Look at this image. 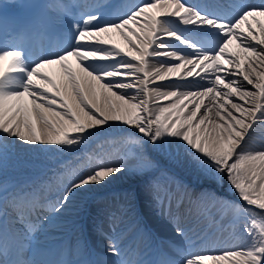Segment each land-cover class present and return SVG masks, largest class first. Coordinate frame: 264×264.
Returning <instances> with one entry per match:
<instances>
[{
    "label": "snow or ice",
    "instance_id": "6c2138e0",
    "mask_svg": "<svg viewBox=\"0 0 264 264\" xmlns=\"http://www.w3.org/2000/svg\"><path fill=\"white\" fill-rule=\"evenodd\" d=\"M12 7L21 14L35 11L19 28L18 14L0 12V173L7 171L19 145L70 153L86 147L104 126L111 127L110 122H121L134 131L122 139L127 147L118 158L103 150L86 153L75 168L54 172L51 182L68 177L54 202L42 195L44 183L14 187L0 183V264H264V212L257 214L243 205H228L245 218L243 244L194 251L189 238L187 247L173 246L176 258L165 259L133 257L119 236L108 238L109 256L103 261L91 260L79 250L73 256L67 246L57 249L48 243L45 221L51 224L55 217L39 215L41 210L52 214L67 210L79 190L111 182L117 174L150 172L156 164L143 146L151 143L160 149L173 141L178 149L176 164L190 160L204 175L226 180L244 204L264 210V143H250L254 125H264V71H258L254 63L258 59L264 64V24L259 33L251 24L247 34L241 27L250 17L264 16V3L222 7L189 4L188 0H142L111 18L99 10L100 5L65 4L63 0L21 2ZM74 8L86 10L77 19ZM49 13L69 18L66 46L62 43L32 59L25 45L46 34L43 17ZM130 25L139 28L131 30ZM111 33H119L131 47L125 50L112 44L105 38ZM233 38L241 51L230 54ZM222 57L231 68L224 66ZM69 58H75L76 68L68 63ZM54 64L63 70L60 83L41 71ZM181 69L185 71L179 81L156 83ZM186 77L198 78L196 90ZM153 100L171 102L150 107ZM181 151L185 161L180 159ZM129 159L135 164L130 165ZM150 189L161 208L165 200L171 206V194H162L155 184ZM182 200L177 198V210ZM203 200L204 194L189 199L187 214L194 217L195 225L186 230L177 224L178 236H187L202 223L210 226V211L202 206ZM141 234L148 239L146 231Z\"/></svg>",
    "mask_w": 264,
    "mask_h": 264
},
{
    "label": "bare ground",
    "instance_id": "6f19581e",
    "mask_svg": "<svg viewBox=\"0 0 264 264\" xmlns=\"http://www.w3.org/2000/svg\"><path fill=\"white\" fill-rule=\"evenodd\" d=\"M189 4H203L202 1H197V0H188ZM259 5V4H258ZM126 9V6L121 4L120 6H118L114 12L117 13L122 12ZM175 19V18H174ZM264 24V21L258 23V27L255 29L254 27L252 28L255 33H259L261 30V25ZM180 28H190L191 26H183V25H179ZM139 25H130L129 29L131 30H135L138 29ZM243 32L245 34H247L248 32V28H246L245 30H243ZM189 35H195V33H188ZM129 35L131 36V38L136 41L137 43H139L137 38H134V36H132V32L129 31ZM106 39H110L111 43H116L117 46L121 49H125L128 50L131 46L129 44L123 46L122 42L123 40H125L119 33H111L110 36H106ZM170 40L172 41V43H178L174 40L173 37H169ZM228 52L234 53L233 47L231 45L228 46ZM40 56V54L36 53L34 54L33 59H36ZM119 58V57H118ZM221 62L224 64L225 67H232L231 65H229L228 62H223V57L221 58ZM68 63L73 67L76 68L77 67V63L75 58H69ZM254 63L257 66V70L258 71H264V64H261V62L258 59H254ZM42 72L46 73L49 77H51L53 80H57V82L61 80L62 78V68L60 67V65L58 64H54V65H48L45 68H43L41 70ZM185 70L181 69L180 72L178 74H173L170 75L168 77L167 80L165 81H157L156 83H160V84H166L169 83L171 81H179V77L181 75H183V72ZM197 71H199V69H197ZM187 78V77H186ZM194 83V86L196 87V80H198V78H196V80H194L193 77H189ZM181 83H184V81H180ZM249 90H253L251 86H248ZM162 91H170V88H163ZM162 101V100H161ZM239 102V101H236ZM205 103H207V99H205ZM156 101L153 100L152 103L150 104V107H155L156 105ZM162 106H166L169 103H159ZM201 111H203V109H201ZM257 115H259V113H257ZM111 123V127L109 126H104L103 130H105V128H110L112 132H114L113 135L111 136H106L103 137L101 141H106L107 139L111 140L114 139L116 140L119 135H120V131L123 130V132L125 133V129H123V127H125V125H123L121 122H110ZM255 131L252 134V140L250 141L251 144L253 145H260L262 143H264V125H254ZM102 130V131H103ZM101 132V131H100ZM99 132V133H100ZM98 133V134H99ZM124 133L122 135H124ZM126 133H130V132H126ZM129 135V134H127ZM100 135H95L93 137H99ZM102 143V142H101ZM100 143V144H101ZM98 144V145H100ZM149 145V147L154 150L159 151V153L161 154V159L162 160H167L166 158H169L172 162L175 163V153L178 151L177 149V143L175 141H173L171 144H165V146L163 148L160 149H156L152 146L151 143H147ZM125 145H123L121 143V141L118 140V144L115 146H113L111 148V150L107 153L110 154L112 156L113 159L118 158V155L120 153H123L126 150ZM145 148V147H144ZM104 148L100 149L99 151L103 150ZM17 153H20L19 156L25 157L24 161L25 163H29L32 162L33 160H37V159H42L44 156V159H47V155L48 151L47 150H37L36 148L32 147V146H27V145H19L17 148ZM98 151V152H99ZM36 155L34 159L32 158H26V157H30L31 155ZM158 154V155H160ZM147 155V154H146ZM32 159V161H31ZM155 161L156 167L153 168L150 172L144 173V174H138L136 172H125L122 174H117L115 176V178L111 179V182H106L104 184H98V185H91V186H87L85 189L79 190L77 192V194L72 198V203L67 207V210H62L61 213L59 214H52L55 218L54 220H58V223L52 225L53 228L52 231H57V232H62L63 230H69L72 228V222L73 219L77 218V216H81V213L83 211V209L86 206H91L93 205L92 203L94 202V200L96 198H98L99 196H101L105 190H108L110 188L113 189H123L127 192V200L124 203H116L115 206L113 208L116 207H121V210L119 211V214L116 213L115 215V219L118 220V218H127L130 217L132 219H134L136 217V219H138V230L135 232V239L134 242L137 240L140 241H144V237L141 233V231L139 230H143L146 231L148 234V239H147V243H149L148 247L150 249V251L145 254L143 253L142 255L146 258V259H153V253L158 251V248L160 247V245H162V242L160 240V238L155 235L154 233H149V231L146 228V224L147 222L151 221L153 222V227L155 229V232H160L161 234H168L170 232H172V226L170 224H167L166 222H156L154 223V216L155 214H153L150 209L152 208V201L154 200H147V199H143L142 202L140 201V203L138 204L136 201V198L133 196V191L141 184V182L143 181L144 178H146L148 175L154 173L158 168L159 165L157 163V158H152ZM180 159L181 161H185L186 157L183 153V151L180 152ZM130 161V165H134L135 164V160L134 159H129ZM166 162V161H165ZM186 172L185 174L187 175L188 173H191L192 176H187L186 179L182 180V186L181 188L183 189L184 187L186 188V191L189 194H193V193H198L195 197H200L201 194H204V200L203 202L208 204L207 206H209V210L214 212V215L216 217H218V221L219 223L223 226L225 224H227V230H226V235L221 234L218 231H212V230H205L206 225L205 224H201V225H196L198 226L197 231H200V235L202 237H204V240L199 244H197V246H193V250L194 251H204L206 249H223V248H231L235 245H239V244H243L246 239V233H244V223H245V218L242 216H238L235 209L232 207H228L226 210H223L219 207L220 202L224 201V199L227 197L225 194L221 195H216L214 192H212L213 189H217V190H222V188H224L225 186L223 184H226V188L231 192V189L229 188V185L227 183L226 180H220V179H213L211 177H208L206 175H204L198 168L197 166L191 162L190 160H188L187 163H181L179 164ZM161 168V167H160ZM179 171L180 169L177 168ZM214 180L212 182V185L210 186H206L205 182L206 181H211ZM205 181L202 185V188H196L195 183H200ZM198 191V192H196ZM215 197L216 200L214 201L212 198ZM229 204H237L240 205L239 203V198L238 197H231V199L228 200ZM228 204V205H229ZM132 210H135V212H132ZM142 214H140V212ZM163 213H166L167 216L172 217L173 219H175V221L179 220L180 218L186 217L189 218V220L191 221L192 224L195 225V219L193 216H190L187 214V211L184 210V208L179 207V210H177V204H173L171 206H168V202L163 203V208H161ZM109 212V211H108ZM108 212H104V207L101 208L98 212V215H101L103 217H106V214ZM132 212V213H131ZM169 213H171V215H169ZM93 217V216H91ZM127 222V221H126ZM107 232L105 233L106 235H102L99 238V242L96 244L100 245V248L106 250L105 245L108 243V238L112 237V236H118L115 231H112L110 229H105ZM129 237V236H128ZM128 237H126L125 239H128ZM56 239H58V237L55 238H50L48 243L55 241ZM94 239H97L94 235ZM123 239V241L125 240ZM79 242L76 243L72 249V254L73 256H75L78 252V250L82 253L83 250L85 249V247L83 246L81 239L78 237ZM204 246V249H203ZM128 248V247H125ZM202 248V250H201ZM129 249V248H128ZM130 254L133 255V250L129 249ZM168 252L171 254V256L173 258L175 257V253H174V249H168ZM134 257V256H133ZM115 259L116 257H110Z\"/></svg>",
    "mask_w": 264,
    "mask_h": 264
},
{
    "label": "rangeland",
    "instance_id": "374dc122",
    "mask_svg": "<svg viewBox=\"0 0 264 264\" xmlns=\"http://www.w3.org/2000/svg\"><path fill=\"white\" fill-rule=\"evenodd\" d=\"M209 184V183H208ZM224 193H226L227 194V197L229 196L230 197V192L226 189V188H223V190H222ZM241 201V200H240ZM241 205H243V206H245V207H252V206H247L246 204H244V202H242L241 201ZM259 213H261V212H264V211H262V210H259L258 211Z\"/></svg>",
    "mask_w": 264,
    "mask_h": 264
}]
</instances>
